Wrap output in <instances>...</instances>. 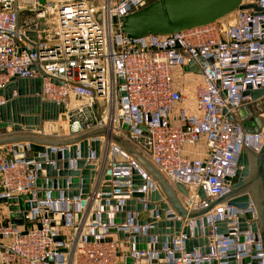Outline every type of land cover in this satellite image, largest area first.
I'll return each instance as SVG.
<instances>
[{
	"label": "built area",
	"instance_id": "built-area-1",
	"mask_svg": "<svg viewBox=\"0 0 264 264\" xmlns=\"http://www.w3.org/2000/svg\"><path fill=\"white\" fill-rule=\"evenodd\" d=\"M154 1L44 0L40 4L39 0H0V90L14 79H39L42 101L65 108L66 131H57L58 122H50L46 130L41 127L30 135L63 140L106 130V135L94 138L101 143L100 158L89 150L85 159L99 167V174L92 184L94 195L84 201L62 196L51 199L48 191L36 185L38 164L27 160L32 143L2 146L0 204L6 205L9 215L20 214L22 224H0V264H124L127 258L132 264H152L157 260L155 237L145 250H136L130 238L119 240L108 233L114 227L148 236L149 225L130 223L140 215L128 213L129 222L113 225L118 209L110 207L106 213L109 224L101 223L98 187L105 166L116 163L118 155L139 171L152 191L160 193L152 178L111 140L112 134L155 167L187 212L205 209L228 194L242 149L257 152L264 144L263 129L247 133L239 122L227 119L228 114L235 115L254 103L244 93L264 89V12L237 9L205 26L164 36L126 38L119 30V19ZM241 5L264 10V0H242ZM26 10L32 18L22 26L20 16ZM190 62L199 68V74L184 71ZM256 101L264 105V95ZM5 103L0 96V107ZM64 149L53 147L52 151ZM77 159L69 160L72 169ZM112 174L131 176L129 167L112 168ZM178 184L186 189V195L176 188ZM119 185L130 193L129 181ZM147 187L140 191L146 193ZM126 198L113 197L119 205ZM246 213L252 216L248 226L257 221L252 201L246 209L215 205L204 215L212 227L209 254L202 255L200 248L186 253V236L180 232L172 241L173 249L164 245L162 264L213 260L227 264L230 256L235 264H264L259 235L238 231L237 218ZM175 219L182 221V227H194L193 220ZM217 221L228 222L226 235L216 234ZM230 252L233 254L228 255ZM174 253L180 258L175 259ZM244 259L248 261L243 263Z\"/></svg>",
	"mask_w": 264,
	"mask_h": 264
},
{
	"label": "water",
	"instance_id": "water-1",
	"mask_svg": "<svg viewBox=\"0 0 264 264\" xmlns=\"http://www.w3.org/2000/svg\"><path fill=\"white\" fill-rule=\"evenodd\" d=\"M242 0H156L147 7L131 13L119 19L120 32L126 38L135 40L149 35H169L182 32L188 29L197 28L211 24L237 9H253L264 12L255 5H241ZM44 0H39L43 4ZM40 11V9H38ZM114 22L116 20L114 19ZM51 23L48 28H50ZM40 29H45L40 26ZM31 40H35L33 34L29 35ZM185 72H194L199 74V68H195L193 62L184 67ZM16 92L17 97H13ZM41 92V81L14 79L7 87L0 90V96H3L6 103L0 107V129L11 127L15 131L24 129L27 132L41 128L42 122H56L59 117L65 121V108L61 104L45 102L38 96ZM249 95L254 103L244 106L236 111L235 115L228 114L229 121H237L247 133H258L264 130V114L260 103L256 101L264 95V89L249 91L244 93ZM225 114V110H223ZM121 123V122H119ZM65 129V128H64ZM123 129L129 130V127L123 126ZM106 135L105 129L91 131L70 139L49 140L39 139L34 136L13 137L0 140V145L15 144L21 142L35 143L42 147L39 152H32L27 160L38 164L36 172V185L49 192L51 199H58L62 196L64 199L80 198L85 200L94 195L92 193V184L94 178L99 174L96 164L86 163L89 150L94 151V157L100 158L101 143L94 140L99 136ZM111 140L116 143L125 153H127L157 184L160 189L152 191L149 183L145 181L139 171L132 165L125 163V159L117 156V162L113 165H106L102 177V183L98 187V204L103 208L100 214L102 224H109L107 212L110 207H117L118 212L112 220L113 225H121L129 222L128 213L135 212L140 215L143 212L148 216L142 219L131 218L130 223L133 226L149 225L148 236H139L137 233L129 234L123 231H117L114 227L108 229V233L117 235L119 240L130 238L136 250H145L146 244L155 237L156 243L153 249L158 251L157 260L152 264L164 262L165 253L162 251L167 244L169 249H173L172 241L177 238L180 232L186 236L184 241V250L190 253L200 248L201 254L206 255L210 252L208 234L212 227L208 225L207 218L204 216L215 205L225 203L237 209H246L249 201L255 206L257 221L247 225V221L252 219L250 213L237 218V227L239 232L250 230L255 236L259 235L262 252L264 254V144L257 151H252L245 147L240 152L237 159V169L234 176L230 179V192L223 197L209 203L208 207L196 212H187L182 206L177 193L155 169V167L135 151L127 142L120 137L112 134ZM53 147H66V149L53 152ZM79 157V159H77ZM77 159L75 168L70 167L69 160ZM130 168V177L116 176L112 174V168ZM32 169L33 167L30 166ZM130 182V193L127 187L119 185L121 182ZM147 185L146 193L140 190ZM176 188L186 195L187 191L182 185H176ZM162 194V195H161ZM199 197L204 200L205 194L202 189L198 191ZM122 205H119L117 199L113 197H124ZM165 202L163 201V197ZM44 197V193L42 194ZM144 199L145 202H140ZM22 202V198L19 199ZM11 203V202H9ZM34 206V204H33ZM23 208V207H21ZM12 211L13 208L9 207ZM14 210H17L15 207ZM168 210L171 213L166 214ZM20 214L11 213V223L14 225L22 224ZM181 219L193 220L194 227H182ZM17 218V219H16ZM201 218V221L199 220ZM95 220V214L91 215ZM227 221H217L214 223L216 234L226 235ZM201 227H203L201 232ZM202 234V235H201ZM242 237L239 238L241 242ZM233 252L228 253V255ZM252 254H255L253 252ZM175 259L180 258L179 253H174ZM248 259H244L246 263ZM227 264H235L232 256L227 259ZM124 264H132V260L127 258ZM217 264L213 260L209 263Z\"/></svg>",
	"mask_w": 264,
	"mask_h": 264
},
{
	"label": "crops",
	"instance_id": "crops-1",
	"mask_svg": "<svg viewBox=\"0 0 264 264\" xmlns=\"http://www.w3.org/2000/svg\"><path fill=\"white\" fill-rule=\"evenodd\" d=\"M26 136H31L29 132H26V131H20V133H15L11 138L13 137H26ZM36 138H39V137H36ZM2 139H6V138H0V140ZM8 139V138H7ZM41 139V138H39ZM45 139H49V138H45ZM49 140H53V139H49ZM33 144V147H32V152H39L42 150V147L35 144V143H32ZM2 152V145H0V153ZM148 216V213L146 212H143L142 214H140L139 218L142 219V218H145ZM11 217L10 215L8 214V212L6 211V205L1 203L0 204V224L1 225H8V224H11Z\"/></svg>",
	"mask_w": 264,
	"mask_h": 264
},
{
	"label": "rangeland",
	"instance_id": "rangeland-1",
	"mask_svg": "<svg viewBox=\"0 0 264 264\" xmlns=\"http://www.w3.org/2000/svg\"><path fill=\"white\" fill-rule=\"evenodd\" d=\"M31 18H32V14H31V12H28L27 10L26 11H24L22 14H21V16H20V24L22 25V26H24V25H26L27 23H29V21L31 20ZM261 106V108L263 109V107H264V105H260ZM59 119H61L60 117H59ZM58 119V120H59ZM56 122H58V121H56ZM44 123H46V122H42L41 123V127H43V129H45L46 130V127H47V124L48 123H50L49 121L46 123V124H44ZM62 126H64L65 125V121L64 122H62ZM49 125V124H48ZM57 127L59 128V130L60 129H62V127L60 126H57L56 125V129H57ZM24 129H22L21 131H23ZM25 131V130H24ZM15 133H20V131H15L13 128H11V127H7V128H3V129H0V138H11ZM6 145V144H5ZM2 146H4V145H2Z\"/></svg>",
	"mask_w": 264,
	"mask_h": 264
},
{
	"label": "bare ground",
	"instance_id": "bare-ground-1",
	"mask_svg": "<svg viewBox=\"0 0 264 264\" xmlns=\"http://www.w3.org/2000/svg\"><path fill=\"white\" fill-rule=\"evenodd\" d=\"M50 122H52V121H50ZM62 122H63V121H62L61 119H59V120H58V123H57V126H59V127L61 126L62 129H60V130L64 132V131H66V130L64 129L65 126H66V122H65V125H64V126H62V125H63ZM49 125H50V124H49ZM58 130H59V128L57 127V131H58Z\"/></svg>",
	"mask_w": 264,
	"mask_h": 264
}]
</instances>
